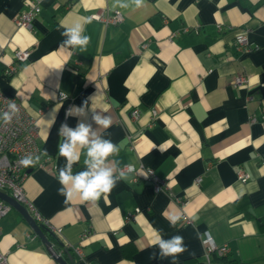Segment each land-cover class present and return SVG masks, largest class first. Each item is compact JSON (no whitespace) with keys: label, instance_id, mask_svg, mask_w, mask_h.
I'll return each instance as SVG.
<instances>
[{"label":"crops","instance_id":"obj_1","mask_svg":"<svg viewBox=\"0 0 264 264\" xmlns=\"http://www.w3.org/2000/svg\"><path fill=\"white\" fill-rule=\"evenodd\" d=\"M34 2L40 13L31 28H18L15 17ZM120 2L128 7L114 0H0V92L36 120L41 152L47 149L57 166L28 172L26 198L60 230L56 251L67 264H172L159 257L157 234L183 236L188 250L177 264H206L205 236L228 248L212 254L211 264H264V0ZM114 10L123 14L119 24L91 18ZM76 22L90 37L83 51L61 46L63 31ZM242 30L252 48L237 51L234 37ZM16 50L28 51L25 62L15 61ZM238 75L247 82L234 84ZM60 93L67 98L59 100ZM85 104L87 117L67 115ZM151 109L157 117L149 125ZM92 111L112 120L97 129L119 147L108 166L136 171L124 172L95 202L69 200L57 179L66 164L59 129L90 121ZM77 151L74 174L85 170L86 149ZM139 166L168 189L155 191ZM172 215L181 217L175 227ZM0 229L8 264H59L14 208ZM64 245L80 246L81 256Z\"/></svg>","mask_w":264,"mask_h":264},{"label":"built area","instance_id":"obj_2","mask_svg":"<svg viewBox=\"0 0 264 264\" xmlns=\"http://www.w3.org/2000/svg\"><path fill=\"white\" fill-rule=\"evenodd\" d=\"M40 13V6L38 2H34L30 4V7L26 10L18 14L14 23L18 28H31L32 22L34 18ZM91 18L103 22L105 25H116L123 21V14L114 10L111 14H104L102 12H98L93 14ZM220 25H217V29L220 30ZM234 45L237 51H245L251 49V43L247 37V32L242 30L238 32L234 37ZM28 51L26 50H16L14 52V59L18 63H23L28 58ZM14 67H9L7 69V73L10 74L12 71L14 72ZM247 82V79L244 76L238 75L234 79V84L243 85ZM59 100H63L67 98V95L64 93H60L58 96ZM14 101L19 109V113L15 116L10 124H4L2 120H0V191L8 194L11 198H13L16 202L22 204L30 216L34 219V221L40 225L42 229L51 233L55 238L60 235V230L51 226L47 220H45L37 209L33 206V204L26 198L23 185L25 178L28 176V172L33 168H41L47 172H55L57 166L55 164L54 159L51 156L41 155V149L39 146L38 139V128L36 124V120L30 117L21 104L15 98H9L0 92V114L7 111V104L9 101ZM68 109H66V113ZM140 117V112L138 109H133L130 112V118L132 120H138ZM157 117V111L155 109L150 110V121L149 125L155 122ZM127 140L131 148H133L134 139L131 135L127 136ZM27 155L40 156L39 163L35 164V166L24 167L20 161L22 157ZM132 166V165H131ZM139 169L144 171L145 178L152 184V187L155 191L167 190L168 187L163 178L157 176L154 171L150 168L139 166ZM119 171H123L126 173H134L136 168L132 166V169L129 170L128 165L123 166L119 169ZM247 174L238 170L237 179L241 182H245L247 179ZM10 206L0 200V221L1 219L9 212ZM139 212V209H135L134 213ZM133 214H128L126 220L131 219ZM185 222L189 220L185 217ZM88 231H85L82 234V238L85 237ZM0 237H1V229H0ZM30 237V234L27 235ZM83 240V239H82ZM201 243L204 248V260L206 264H211V256L212 254L217 255H226L228 252V248L226 245H217L209 236H205L202 238ZM64 247L71 249L74 253L81 256V247L80 246H67ZM51 254L53 256H57L58 252L53 248H49ZM0 264H8L7 256L5 254L0 253Z\"/></svg>","mask_w":264,"mask_h":264},{"label":"clouds","instance_id":"obj_3","mask_svg":"<svg viewBox=\"0 0 264 264\" xmlns=\"http://www.w3.org/2000/svg\"><path fill=\"white\" fill-rule=\"evenodd\" d=\"M121 8H127L128 4L121 3L120 0H114ZM136 7H140L143 0H132ZM91 18H86L85 23H90ZM85 24L76 22L71 26L65 28L62 35L66 38L62 47L71 49L79 48L81 51L86 49L89 44L90 37L84 35ZM7 111L0 114V120L4 124H10L15 116L18 115L19 109L14 101H9L7 104ZM68 116H85L88 115L87 105L80 107H70L67 112ZM111 117L101 112L91 113L90 121L78 120L75 127H70L66 122L61 124L59 129V136L63 140L58 144L59 155L66 160L64 167L59 169L58 181L61 184L59 189L60 194L64 195L66 199L79 197L83 201H97L102 194L109 193L117 184L118 180L125 175L123 171L117 168L109 167L111 162L110 157H114L119 153V147L110 139H105L97 131L98 128L107 129L111 126ZM95 125V127H94ZM86 149L84 165L85 170L73 173L72 165L79 161L80 153L77 149ZM47 149L41 155L46 156ZM40 156L33 157L27 155L21 158L20 163L24 167L35 166L39 163ZM129 170L132 169L128 165ZM117 172L119 174H117ZM170 224L175 227L181 220L178 215H172L169 218ZM199 237V233L197 234ZM154 246L159 248V257L172 258V264H177V258L188 250L184 243V238L181 235H175L169 239H164L157 234L154 241ZM156 254H153L155 257Z\"/></svg>","mask_w":264,"mask_h":264},{"label":"water","instance_id":"obj_4","mask_svg":"<svg viewBox=\"0 0 264 264\" xmlns=\"http://www.w3.org/2000/svg\"><path fill=\"white\" fill-rule=\"evenodd\" d=\"M0 200L7 203L10 207L17 210L21 216L25 219L29 227L32 229V231L35 233V235L41 240V242L46 246V248H51V243L48 241L45 233L43 232V229L38 225L34 219L30 216L26 208L16 202L13 198H11L8 194L0 191ZM55 260L59 264H67L59 255L54 256Z\"/></svg>","mask_w":264,"mask_h":264},{"label":"trees","instance_id":"obj_5","mask_svg":"<svg viewBox=\"0 0 264 264\" xmlns=\"http://www.w3.org/2000/svg\"><path fill=\"white\" fill-rule=\"evenodd\" d=\"M43 232L45 233V235H46L48 241L51 243V245H53V248L55 250H57V248L59 247V242H58L57 238H55L51 233L45 231L44 229H43Z\"/></svg>","mask_w":264,"mask_h":264}]
</instances>
